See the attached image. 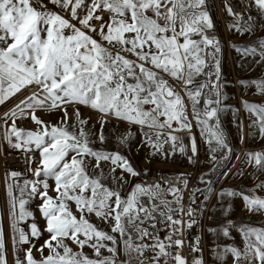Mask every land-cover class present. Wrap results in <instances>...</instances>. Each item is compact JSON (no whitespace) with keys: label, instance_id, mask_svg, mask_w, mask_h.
<instances>
[{"label":"snow or ice","instance_id":"1","mask_svg":"<svg viewBox=\"0 0 264 264\" xmlns=\"http://www.w3.org/2000/svg\"><path fill=\"white\" fill-rule=\"evenodd\" d=\"M241 7L225 5L233 33L264 30V0H241ZM232 47L238 67L251 57L264 68V34ZM235 83L264 97V78ZM231 84L208 0H0V106L19 101L0 115V264H189L180 251L186 243L192 264H205L202 220L217 207L223 220L207 231L232 243L212 245L215 264H264V225L251 221L264 217L257 194L264 179L251 189L217 190L208 175L233 151L225 113L242 142L245 119L247 138L264 140V101L227 103ZM38 112L58 115L49 121ZM194 126L210 167L185 204L190 173L158 171L149 182L151 170L131 152L143 151L146 163L180 155L199 165ZM244 157L264 171V149ZM9 158L23 168L9 167ZM235 199L246 215L234 220ZM194 226L201 234L188 242L185 231Z\"/></svg>","mask_w":264,"mask_h":264},{"label":"rangeland","instance_id":"2","mask_svg":"<svg viewBox=\"0 0 264 264\" xmlns=\"http://www.w3.org/2000/svg\"><path fill=\"white\" fill-rule=\"evenodd\" d=\"M248 0H244V3H247ZM210 13L213 17L215 24L216 35L219 37L222 43V73L223 77L226 81L232 82L231 86L226 89V94L229 96L227 103L239 106V101L241 98L262 102L264 101V97L260 96L255 87H252L250 91L242 92L241 88L235 82L240 78L246 79H257L264 78V68L260 66H253L249 63L251 57L247 58L244 63V67L240 68L237 66V61L241 59V56L233 49V43H246L250 40L255 39L256 36L264 34V30H261L253 36H241L238 34H234L233 31L229 27V22L233 19L225 10V5H231L236 11H243L241 7V0H208ZM255 14V12H253ZM23 98V97H21ZM19 101L16 98H13L9 102H6L5 105L0 106V115L3 112L7 111L9 108L13 107L15 103ZM242 115L246 116L243 109H241ZM38 115L43 116L46 120L55 121L57 115H46L43 112H38ZM233 115L231 112L225 113L222 117V126L228 136L230 144L233 148V151L228 154L227 159H223L220 161V164L216 167L215 171H213L209 177L212 179L214 184L216 185L217 190L223 187H238L241 189H251L259 183V180L264 179V171H257L253 165L245 163L244 153L247 151H259L264 149V140L260 139H248L247 138V124L248 120L245 119V135L246 139L242 142L239 138V133L237 131L236 125L233 123ZM25 127H34L31 121H26L24 124ZM193 133L197 135L198 140V149H199V159L203 163L199 165H192L187 160H185L182 156L177 155L170 160H163L162 158H155L151 161V163H146L145 161V153L141 151L139 154L137 153L135 147L131 152V156L135 159L136 163L141 167H147L151 170L150 175L144 177V179L149 182L154 179L159 172H162L166 175H172L180 172H187L191 174V183L198 184V177L200 174L207 173L210 167L209 159H208V148L203 140L199 137V131L194 126L192 129ZM185 143H189L188 139H185ZM9 166V163H8ZM10 167V166H9ZM4 164L0 162V207L4 206V182H3V172H4ZM237 170H242L245 174L243 176L237 174ZM188 189L185 191V196L188 192ZM257 194L264 196V192H258ZM185 198V197H184ZM212 203H215V197H212ZM212 203H210L209 208L212 207ZM242 200L235 199L233 202V215L232 218L238 219L244 217L246 214L241 210L242 209ZM33 209H35V204L32 205ZM36 220L41 227L44 225V220L41 217L39 211L35 212ZM96 218L93 217V220ZM223 216L221 214V210L217 207L214 211H210L208 224L206 228V232L204 234L203 242L206 248V262L207 264H215V258L210 253V248L214 243H223L228 242L232 243L231 240H227V238L216 239V237L209 233L207 229L209 227H217L220 222H222ZM251 221L253 222V226H261L264 225V217L261 216H252ZM31 221L22 222L21 226H24L26 223H30ZM5 225L7 228V218L5 219ZM27 230V229H26ZM235 237V243L239 246H243V241L241 236L238 233L233 232ZM45 239L47 238V234H45ZM43 243V240L40 241ZM9 248L11 249V245L9 244ZM85 251L91 254L92 250L89 248H85ZM37 258H39V253H34ZM45 254H47V250H45ZM12 255L11 251L9 252V260L11 261Z\"/></svg>","mask_w":264,"mask_h":264},{"label":"built area","instance_id":"3","mask_svg":"<svg viewBox=\"0 0 264 264\" xmlns=\"http://www.w3.org/2000/svg\"><path fill=\"white\" fill-rule=\"evenodd\" d=\"M15 155L16 154L13 153V156H15ZM8 163H9V166L11 168H14V169H22L23 168V165L20 164L17 160H15L13 158H9ZM196 187H198V184H193L192 186L190 185V189H188V192H187V194H186V196L184 198L185 204L188 203V193L192 189H194ZM201 188H203V187H201ZM203 195H205V194L202 193V194H200L197 197L196 203L193 204V208H195L196 207V204H198L199 201H200V199L203 198ZM209 213L210 212H205L204 217H203V220H202V227H203V232H202V247H203V253H202V255H203L205 264H207V262H206V248H205V245H204V242H203V238H204V234L206 232V228H207V224H208ZM165 234L166 233H162L161 235L163 236ZM198 234H201V232H200V226H194L193 229H191V234H189V232L187 230L185 231L184 238H185L186 241L191 242V241H194L195 240V238H196V236ZM180 251H181V253L183 255L187 256L188 261H189V264H192V260L194 259V257H195L196 254L190 251V249L188 248L187 243L185 244L184 248L181 249Z\"/></svg>","mask_w":264,"mask_h":264},{"label":"trees","instance_id":"4","mask_svg":"<svg viewBox=\"0 0 264 264\" xmlns=\"http://www.w3.org/2000/svg\"><path fill=\"white\" fill-rule=\"evenodd\" d=\"M211 173H212V172H211ZM211 173H209V175H210ZM197 183H198V187H203V185L199 183V180H198Z\"/></svg>","mask_w":264,"mask_h":264}]
</instances>
